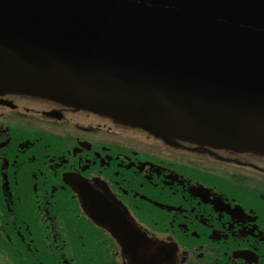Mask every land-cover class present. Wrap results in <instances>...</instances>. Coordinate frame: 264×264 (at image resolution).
Listing matches in <instances>:
<instances>
[{
  "label": "flooded vegetation",
  "instance_id": "obj_1",
  "mask_svg": "<svg viewBox=\"0 0 264 264\" xmlns=\"http://www.w3.org/2000/svg\"><path fill=\"white\" fill-rule=\"evenodd\" d=\"M70 176L168 248L166 264H264V158L2 90L0 264H131Z\"/></svg>",
  "mask_w": 264,
  "mask_h": 264
},
{
  "label": "water",
  "instance_id": "obj_2",
  "mask_svg": "<svg viewBox=\"0 0 264 264\" xmlns=\"http://www.w3.org/2000/svg\"><path fill=\"white\" fill-rule=\"evenodd\" d=\"M0 90L264 155V0H0Z\"/></svg>",
  "mask_w": 264,
  "mask_h": 264
}]
</instances>
